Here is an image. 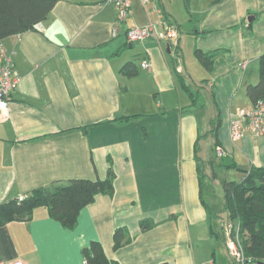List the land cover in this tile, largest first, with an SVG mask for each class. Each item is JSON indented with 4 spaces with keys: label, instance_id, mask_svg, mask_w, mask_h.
<instances>
[{
    "label": "crops",
    "instance_id": "obj_1",
    "mask_svg": "<svg viewBox=\"0 0 264 264\" xmlns=\"http://www.w3.org/2000/svg\"><path fill=\"white\" fill-rule=\"evenodd\" d=\"M157 1L144 6L132 0L130 18L114 35L117 11L111 0H59L38 30L4 40L21 80L8 111L0 110V202L72 178L105 179L109 170L115 178L114 193L98 194L80 211L73 229L52 218L46 207L37 208L30 220L0 225V260L84 264L83 249L94 240L119 264L208 260L209 215L192 201V167L186 166L194 157L205 161L190 153L193 109L200 96L194 103L178 77L196 92L184 52L170 58L175 49L169 41L149 36L140 42L141 56L126 54L125 48L136 43L128 41L126 32L133 24H149L145 10L156 14V33L163 19L175 20L181 32L186 18L194 47L216 52L206 85L200 87L213 91L220 106L228 98L230 106L238 102L236 108L247 109L252 103L246 89L264 54V0H184L187 16L172 0ZM132 60L139 73L129 77L122 67ZM144 60L149 68L143 67ZM237 110L229 109L230 115L221 111L230 139L217 138L215 152L222 147L224 161L235 160L247 170L263 167L264 136L246 132L238 140L231 137ZM134 114L140 116L113 120ZM221 160L208 156V166H202L218 173ZM226 170H235L231 175L237 181L245 176ZM144 220L152 227L143 230ZM119 227L128 230L131 240L115 249ZM215 253L210 260L222 264Z\"/></svg>",
    "mask_w": 264,
    "mask_h": 264
},
{
    "label": "trees",
    "instance_id": "obj_2",
    "mask_svg": "<svg viewBox=\"0 0 264 264\" xmlns=\"http://www.w3.org/2000/svg\"><path fill=\"white\" fill-rule=\"evenodd\" d=\"M58 1L0 0V41L3 46L5 47L4 40L8 37L17 36L28 30H38L39 25L47 19ZM121 24L123 23H120L119 27ZM176 27L179 29V25H176ZM157 40L162 41L158 38ZM134 42L138 41L132 43ZM174 49V52H170V57L177 59L183 55L180 45ZM195 53L197 59L210 71L216 52H204L196 49ZM122 72H125L129 77H133L139 73V68L136 62L132 60L122 67ZM178 77L183 87L191 93L193 102L197 103L196 98L201 90L192 92L183 77L181 75H178ZM246 93L252 106L264 102V54L261 56L259 63V80L256 83L249 84ZM139 116L137 114L126 115L116 117L113 120L123 122ZM217 129L218 124L215 125L212 131L217 132ZM219 157L223 158L219 166L226 169L234 168L245 173L243 179L239 181L227 179L222 181L224 204L221 210L216 213V217L220 219L222 224L221 237L224 239L225 247L226 230L224 225L226 222H232L235 227L234 232L238 228L241 235L244 252L248 258L247 263L264 262V166L252 167L247 170L241 168L235 160L228 162L227 159L224 161V155ZM210 163L215 162L210 161ZM198 169L200 172L202 171L201 166ZM218 177V173L213 172L212 178L217 179ZM114 178V171L109 170L105 179L72 178L54 186L36 187L22 198L2 201L0 202V225L15 220H30L37 208L46 207L52 218L60 221L63 226L73 229L78 223L80 211L93 203L98 194L112 195L114 193ZM199 183L202 189L204 184L202 177H200ZM222 214L226 217L221 216ZM151 227L152 223L150 221L144 220L141 222L143 230ZM210 230L212 234H216L213 227ZM113 239L115 249L122 247L131 240L125 227L117 228ZM83 254L88 264H119L106 255L101 242L97 240L92 241L89 246L85 247Z\"/></svg>",
    "mask_w": 264,
    "mask_h": 264
},
{
    "label": "rangeland",
    "instance_id": "obj_3",
    "mask_svg": "<svg viewBox=\"0 0 264 264\" xmlns=\"http://www.w3.org/2000/svg\"><path fill=\"white\" fill-rule=\"evenodd\" d=\"M159 1H157V3H159ZM172 2L176 8H179V11H181V13L185 14L186 16L188 15L186 12L184 0H172ZM145 12H144L145 17L146 15L148 17V20L146 17L147 23H150V21L155 22L157 20L155 13L153 12L151 13L149 12V10L147 11L145 10ZM192 18L194 19V17ZM186 22L187 19L185 18V23H184L185 25H183L181 32L179 31L181 36L180 39L182 40L181 46L183 47V52H184V61L181 59V62L182 61L183 63L185 62L186 66L190 70V74L187 75L190 76L188 77V79L191 82L192 89L197 92L198 89L201 88L202 91V95H199L200 96L199 105L197 106V108L194 107L193 109V118L195 121V127L193 130L192 139L190 140V153L193 156H195L196 154L202 157L205 160L203 162L206 164V166H208V162L206 161V158L208 156H212L214 157V159L218 161L221 159V157L216 155L214 141H216L217 138H222L224 136L225 137L228 136V138L230 139L229 123L228 122L226 123V119L224 115L221 113V111L224 112V110L225 111L228 110L227 114L230 115L229 109L236 111L238 109L236 107L240 104L236 102L233 103L232 106H230L229 99L224 98L223 105L220 106L219 103H217L216 99L214 98L213 91H207L203 89V87H200L206 85L205 78L209 77L210 73L196 57V53H195L196 47H194V35L191 34L193 32L192 26L188 24L189 22H187V24ZM175 23L176 21L174 20L172 24L176 26ZM160 24L162 25L161 30L159 29V31L161 32L163 31L164 26L162 24V21H160ZM156 27L160 28V26L159 27L156 26ZM140 42H142V40L136 42L134 48H130L129 46H127L124 50V53L139 54L142 50ZM139 56H141V54H139L137 57ZM168 56L170 57L169 54ZM139 60L140 59H138L137 61ZM258 70H259V65H258ZM252 73L254 72L251 71L250 76ZM258 78H259V71L258 72L255 71V76L253 77L252 83L257 82ZM239 91H244V88L242 87L241 89H239ZM238 97L239 96L236 97L237 98L236 101L240 100V97L239 98ZM196 99L198 100V97ZM213 118L215 119L213 120ZM212 121L214 123H212ZM213 124L214 125L218 124V129H217L218 133L216 131H212V129L214 128ZM203 162L200 159L194 157L193 159H191L190 164L189 165L186 164V166L187 168L192 167V174H191L193 181L192 201L195 204V206L197 205L199 208L208 211V215H209L208 219L210 221L209 228L211 229L213 227V229L216 231L215 232L216 234H212L210 232V238H209L210 240L208 241L207 246L205 247V249L207 250V257L208 260H210L211 257L213 258V251L215 250L216 252L215 254L217 256L218 262L222 264H225V262L226 264H233L227 255L224 239L221 237L222 224L220 222V219L216 217V213L221 210L224 204V189H223L222 181L225 179L235 180L237 177L231 175V173H235L236 171L233 170L231 172H228L226 169L220 167L217 171L219 177L215 179L212 178L213 172L212 169H210V167L203 168L202 166V164H204ZM199 166L202 167L201 172L198 169ZM200 177H202L204 181L202 189L200 188V183H199ZM221 216H224V218L226 217L223 214ZM199 235L201 236V233H199ZM247 264H256V263H247Z\"/></svg>",
    "mask_w": 264,
    "mask_h": 264
},
{
    "label": "built area",
    "instance_id": "obj_4",
    "mask_svg": "<svg viewBox=\"0 0 264 264\" xmlns=\"http://www.w3.org/2000/svg\"><path fill=\"white\" fill-rule=\"evenodd\" d=\"M111 1L114 3L117 11V25L114 28V35H117L120 29L119 24L126 22L132 14V0ZM149 1L150 0H142V3L146 6ZM162 24L164 29L159 34L156 33L152 21L146 26L133 24L127 32L128 39L131 42L140 41L154 35L159 40L169 41L171 47H177L180 42L179 29L164 19L162 20ZM142 65L145 68L151 66L148 60H144ZM20 80L21 78L13 72L12 55L0 41V110L8 111L10 95L18 88ZM235 115L236 117L231 123V137L233 140L242 138L246 132H252L258 137L264 136V102H259L257 105L247 109L240 108ZM216 153L218 156H223L225 154L222 147H218ZM224 226L226 230V249L230 261L233 264H247L248 258L245 255L242 238L238 228L237 231L234 232L235 227L232 222H226ZM0 264H25V262L21 259L11 261L0 260ZM84 264H88V262L85 260ZM201 264L218 263L212 259Z\"/></svg>",
    "mask_w": 264,
    "mask_h": 264
},
{
    "label": "water",
    "instance_id": "obj_5",
    "mask_svg": "<svg viewBox=\"0 0 264 264\" xmlns=\"http://www.w3.org/2000/svg\"><path fill=\"white\" fill-rule=\"evenodd\" d=\"M258 264H264V262H259Z\"/></svg>",
    "mask_w": 264,
    "mask_h": 264
}]
</instances>
